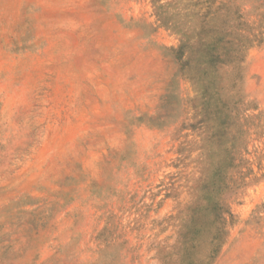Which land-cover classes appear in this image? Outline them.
<instances>
[{
  "label": "rangeland",
  "instance_id": "rangeland-1",
  "mask_svg": "<svg viewBox=\"0 0 264 264\" xmlns=\"http://www.w3.org/2000/svg\"><path fill=\"white\" fill-rule=\"evenodd\" d=\"M222 202L264 264V0H0V264H200Z\"/></svg>",
  "mask_w": 264,
  "mask_h": 264
},
{
  "label": "trees",
  "instance_id": "trees-1",
  "mask_svg": "<svg viewBox=\"0 0 264 264\" xmlns=\"http://www.w3.org/2000/svg\"><path fill=\"white\" fill-rule=\"evenodd\" d=\"M215 60L211 59V64L214 63ZM214 220L212 223H208L207 214L202 217L203 218V228L207 226V228H211L209 231V235L207 236L208 240V251L205 255V260L200 264H211V262L215 259L216 255L219 253L226 237L228 236V221L232 217V213L230 210V206L227 203L222 202L221 204H217V206L213 210ZM184 230L181 231V243L185 246L191 243V248H197L204 242V239H200L198 236L201 231L197 230V227H191L186 225ZM201 240V244H200ZM189 256L187 257V259ZM190 264V263H189Z\"/></svg>",
  "mask_w": 264,
  "mask_h": 264
}]
</instances>
